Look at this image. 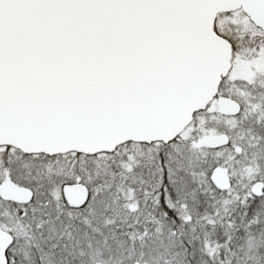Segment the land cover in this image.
<instances>
[{
	"label": "snow or ice",
	"instance_id": "obj_1",
	"mask_svg": "<svg viewBox=\"0 0 264 264\" xmlns=\"http://www.w3.org/2000/svg\"><path fill=\"white\" fill-rule=\"evenodd\" d=\"M0 264H264V0H0Z\"/></svg>",
	"mask_w": 264,
	"mask_h": 264
}]
</instances>
